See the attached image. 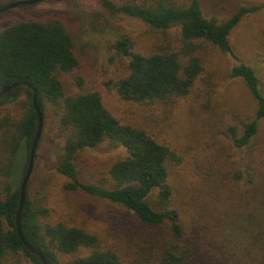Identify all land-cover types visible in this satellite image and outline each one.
<instances>
[{"label": "trees", "instance_id": "trees-1", "mask_svg": "<svg viewBox=\"0 0 264 264\" xmlns=\"http://www.w3.org/2000/svg\"><path fill=\"white\" fill-rule=\"evenodd\" d=\"M11 2L0 0V8ZM101 5L106 12L126 15L153 28H180L181 40L176 49L151 54L136 52L129 35L112 43L116 53L128 57V71L114 86L121 98L141 104L187 96L204 70L198 41H208L235 56L230 37L233 29L246 15L262 7L242 5L231 16L219 19L204 12L201 0H101ZM78 65L74 35L60 18L22 20L0 31V91L8 85L28 82L37 89L43 117L53 109L64 137L56 170L68 178L65 187L122 204L145 227L156 230L161 236L157 245L162 243V251L155 255L159 264H264V173L252 169L257 175L251 174L248 181L253 188L250 195L259 194L256 204L248 213L238 208L230 217L227 213L219 217L216 238L208 234V226L202 227L203 233L198 228L187 229L172 204L173 190L168 182L177 153L145 127L122 122L105 105L100 92L65 93L58 72H73ZM230 76L242 78L257 101L256 115L244 122L241 133L235 126L229 128L235 146L244 147L257 134L259 119L264 118V92L257 71L245 62L234 65ZM75 78L81 86L82 77ZM33 96L32 87L17 85L0 97V106L13 102L22 106L19 118L6 117L0 125L4 128L1 141L7 149L3 164L7 182L0 195V264H7L9 255H23L33 264H45L25 246L16 226L21 182L38 129ZM105 140L113 147H125L128 154L111 165L110 186L83 181L77 154ZM22 147L26 151L25 166L14 185L9 177L15 173ZM235 176L240 180L243 174L237 170ZM46 214L47 209L35 203L27 186L21 229L25 239L42 252L49 264H63L61 254H76L81 248L89 251L77 256L72 264H127L115 249L101 246L97 235L62 220L45 222L42 217Z\"/></svg>", "mask_w": 264, "mask_h": 264}, {"label": "rangeland", "instance_id": "rangeland-1", "mask_svg": "<svg viewBox=\"0 0 264 264\" xmlns=\"http://www.w3.org/2000/svg\"><path fill=\"white\" fill-rule=\"evenodd\" d=\"M201 1L204 12L219 19L231 16L242 5L262 7L246 15L233 29L230 37L235 56L208 41H198L204 70L187 96L168 102L141 104L121 98L114 82L128 71V57L116 53L112 43L129 35L136 52L151 54L176 49L181 40L178 26L162 30L126 15L111 14L102 8L101 0H44L0 13V31L22 20L62 19L74 35L79 58L73 72H58L65 93L100 92L105 105L122 122L145 127L159 142L174 149L177 158L171 163L168 178L173 190L172 204L187 229L198 228L203 233L202 227L208 226V234L216 238L219 217L226 213L230 217L238 208L248 213L256 204L259 194L250 195L253 188L248 181L251 174L257 175L252 169L264 173V118L259 119L257 134L244 147L235 146L229 130L235 126L241 133L244 122L253 119L257 111V101L245 81L230 76L232 67L245 62L255 68L264 92V0ZM76 76L82 77L81 86ZM21 114L20 102L0 106V125L6 117L13 120ZM3 131L0 126V195L7 182L3 172L7 160V149L1 141ZM63 140L55 112L50 109L43 117L28 182L31 198L47 209L43 221L62 220L84 228L98 236L101 246L120 253L127 264H159L155 255L162 251V243L157 245L161 236L156 230L145 227L122 204L65 187L68 178L56 170ZM127 154L125 147H113L108 140L95 148L83 149L76 157L79 176L86 182L110 186L111 165ZM25 160L22 147L15 173L9 177L14 185L22 176ZM237 170L243 174L240 180L235 176ZM88 251L89 248H81L76 254L60 257L63 264H72ZM6 262L33 264L23 255H9Z\"/></svg>", "mask_w": 264, "mask_h": 264}, {"label": "water", "instance_id": "water-1", "mask_svg": "<svg viewBox=\"0 0 264 264\" xmlns=\"http://www.w3.org/2000/svg\"><path fill=\"white\" fill-rule=\"evenodd\" d=\"M40 1H44V0H23V1H14L11 2L3 7L0 8V13L7 11L9 9L18 7L20 5H25V4H33V3H37ZM17 85H24V86H29L33 88V92H34V96H33V103L34 106L37 110L38 113V129L36 132V136L34 138V141L32 143L31 149H30V154H29V160H28V165L24 174V177L22 179L21 182V196H20V203H19V207H18V211H17V217H16V226H17V231L18 234L21 238V240L23 241V243L25 244V246L33 253L37 254L41 260L45 263V264H49L46 257L42 254L41 251H39L37 248H35L33 245H31L24 237L22 229H21V214H22V210L24 207V203H25V198H26V189L28 186V182L33 170V166H34V159H35V153H36V149H37V144L42 132V126H43V113L37 103V96H38V92L37 89L34 88L32 86V84L28 83V82H19V83H15L12 85H8L6 87H4L1 91H0V97L3 96L4 94H6L9 90H11L13 87L17 86Z\"/></svg>", "mask_w": 264, "mask_h": 264}]
</instances>
